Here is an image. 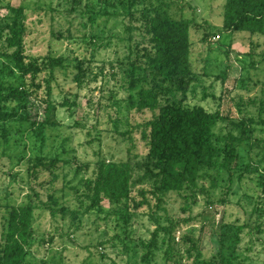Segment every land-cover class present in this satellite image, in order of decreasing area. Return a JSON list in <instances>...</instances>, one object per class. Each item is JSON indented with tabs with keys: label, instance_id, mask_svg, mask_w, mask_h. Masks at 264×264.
<instances>
[{
	"label": "trees",
	"instance_id": "1",
	"mask_svg": "<svg viewBox=\"0 0 264 264\" xmlns=\"http://www.w3.org/2000/svg\"><path fill=\"white\" fill-rule=\"evenodd\" d=\"M98 1L103 9L97 12L105 17L115 3H120L126 11L129 52L126 60L119 64L124 68L128 101L134 103L135 112L149 113V117L120 133L123 141L131 142L126 159L102 156L94 162L89 175H86L89 163L77 166L75 173L84 175L77 185L69 186L71 193L63 208L55 196L57 189H49L57 177V160L47 161L45 156L34 154L27 169L35 183H28L27 201L8 205L0 243V264H30L28 254L37 241L32 226L36 209L47 210L55 218L63 210L77 216L101 209L104 202L113 205L106 215L115 219L121 232H115L100 245H117L119 241L123 253L134 250L136 245L130 247L126 239L132 233V217L139 213L147 215L155 224L150 239L137 242L143 249L140 261L149 264L155 251L161 249L168 261L178 252L173 236L176 227L196 217L169 215L164 204L167 192L179 195L183 199L181 211L187 212L192 204H198L200 196L203 199L209 196L204 184L207 176L213 184L219 179L225 182L227 193L232 190V184L241 181L249 171L262 170L260 179L264 186V99L253 97L244 103L237 102L241 113L238 118L209 111L202 105L189 106L186 102L195 81L191 61L192 29L198 30L202 25L191 18L173 16L168 10L169 3L164 0ZM82 4L83 0H61L57 7H37L38 11H44V17L38 14L36 20L22 5L0 6L8 11L0 16L1 136L8 131L7 123H18L21 132L24 125L36 131L41 141L39 148L44 147L45 129L58 124L56 106L51 99L56 74L72 62L77 70L76 80L81 81L83 58L74 49L67 56L55 53L50 43L45 52L33 53L28 42L48 16L51 39L66 38L72 43L71 40L79 42L90 37L88 43L93 45L94 8H88L87 0ZM66 11L76 13L85 21L88 35H78L69 27L62 28L59 20L68 19ZM55 21L60 26L55 27ZM205 29L202 40L211 35L208 23ZM222 29L264 35V0H224ZM63 105H69L68 100ZM134 131L143 148L133 153ZM132 154L141 157L135 158ZM42 171L51 174V178L39 180ZM221 172L224 175H220ZM205 226L213 244L208 257L201 248V232ZM222 228L223 225L216 226L211 220L202 224L198 235L195 228L183 233L178 243L180 247L187 244L185 258L193 260L191 264H230L225 261L222 244L224 238H233V235L221 231ZM111 262L118 264L115 260Z\"/></svg>",
	"mask_w": 264,
	"mask_h": 264
},
{
	"label": "rangeland",
	"instance_id": "2",
	"mask_svg": "<svg viewBox=\"0 0 264 264\" xmlns=\"http://www.w3.org/2000/svg\"><path fill=\"white\" fill-rule=\"evenodd\" d=\"M164 1L169 3L168 10L173 16L191 18L202 25L198 30L192 29L191 35L195 81L187 94L189 106L202 105L209 111L238 118L241 113L237 102L244 103L253 97L264 99V35L223 30L224 0ZM59 2L61 0H0V6L7 3L22 5L27 14L36 20L38 14L44 17V11H38L37 7H57ZM85 3L86 0H83ZM87 4L88 8H94L96 14L93 13L96 18L93 45L88 43L90 37L79 42L71 40L72 43L66 38L51 39L48 16L37 26L38 31L30 36L28 45L33 53L45 52L49 43L55 53L66 56L74 49L83 58L84 74L81 81L76 80L77 70L72 62L57 72L51 99L56 106L58 124L45 129L42 149L39 148L41 141L36 131L25 125L21 132L18 123H7V133L4 137L0 135V243L8 205L20 204L28 199V183L33 181L27 168L34 154L45 156L47 161L51 158L57 160V177L49 189H57L55 196L63 208L71 193L69 186L77 185L84 175L83 172L75 173L77 166L89 163L86 173L89 175L94 162L102 156L126 159L131 142L123 141L120 133L149 117V113L135 112L134 103L128 101L124 68L119 64L126 60L129 52V32L125 30L127 20L124 19L126 11L120 3H115L105 17L97 12L103 9L98 0H87ZM6 13L7 9L1 7L0 16ZM69 13L65 12L69 15L68 19L59 20L62 28L69 27L78 35H88L85 21L76 13ZM207 23L211 35L202 40ZM54 24L55 27L60 26L56 21ZM132 93L136 97V90ZM65 100L69 105H63ZM132 135L136 144L134 153L143 145L135 131ZM132 157H135L134 154ZM261 172L249 171L241 181L234 182L232 190L227 193L225 182L219 179L213 184L207 176L204 184L209 196L207 199L200 196L198 204H192L187 212L181 211L183 199L175 192H167L164 204L169 215L182 218L191 214L196 218L188 224L181 223L173 232L174 245L178 250L175 255L166 261L163 249L156 250L149 264H191L193 260L185 258L187 244L179 246L180 237L193 228L198 235L202 224L206 225L211 220L216 226L223 225L221 231L233 235V238L223 240L225 261L230 264H264V186ZM220 175H224L223 172ZM51 176L42 171L39 180ZM112 207L111 203L104 202L101 209L77 216L63 210L56 218L47 210L36 209L32 226L37 241L28 254L30 264H112V260L118 264H143L140 261L143 249L137 246V242L148 241L155 224L147 215L138 213L132 217V233L126 241L130 247H136L128 254L121 251L119 241L117 245L108 243L102 246L103 240L121 232L115 219L106 215ZM201 233V248L208 257L213 251L208 227L205 226Z\"/></svg>",
	"mask_w": 264,
	"mask_h": 264
},
{
	"label": "built area",
	"instance_id": "3",
	"mask_svg": "<svg viewBox=\"0 0 264 264\" xmlns=\"http://www.w3.org/2000/svg\"><path fill=\"white\" fill-rule=\"evenodd\" d=\"M217 37H219V36L217 35Z\"/></svg>",
	"mask_w": 264,
	"mask_h": 264
}]
</instances>
